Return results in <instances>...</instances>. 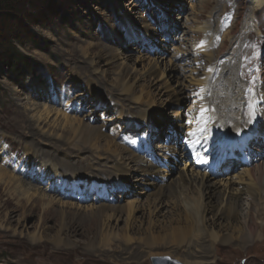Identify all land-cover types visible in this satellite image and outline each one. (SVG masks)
<instances>
[{"label": "bare ground", "instance_id": "6f19581e", "mask_svg": "<svg viewBox=\"0 0 264 264\" xmlns=\"http://www.w3.org/2000/svg\"><path fill=\"white\" fill-rule=\"evenodd\" d=\"M152 1L154 4L157 1L167 4L170 12L176 3V0ZM249 1V7L254 13L264 8V0ZM179 4L181 3L178 2L177 5ZM121 6L119 5L120 21L127 26L125 30L130 36H133L131 40L139 36L148 40L151 36H157L163 27L162 24L157 28H151L150 25L136 26L132 11L137 9V5L132 2L128 9ZM250 18L248 15L249 24L252 22ZM106 22L115 32L113 39L119 41L123 47L121 50L100 47L98 35H91L89 43L82 39L77 40L78 52L75 49L74 53H70L71 57L66 62L68 82L73 88L84 90L76 94L77 100L85 93L84 98L78 100L76 106L82 107L83 102L88 100V106H92L95 111L97 105L102 107L109 105L108 99L111 95L114 105L121 103L119 108L122 111L127 108L124 115L128 112L138 115L131 116L137 119L131 120L132 123H142L148 128L155 124L158 131L159 122H164L171 132H176L177 135L184 134L183 140L180 141L194 158H200L198 154L200 146L209 150V157L218 155L222 158L214 159L210 169L199 168L198 165H194L197 168L194 169L184 161V155L178 148V139L172 138L171 144L168 139L167 145L159 146L160 153L157 154L148 139L145 146L140 143L122 145L117 138L103 132L104 126L100 119L95 118L94 123H91L87 120L89 114L68 115L55 107L41 105L39 99L47 98L50 88L44 82L35 80L29 94L31 103L24 104L23 101L26 100L24 94L19 92L17 100L21 105H13L5 111L11 116L10 123H16L15 132L21 138H30L31 143L23 147V153L17 159H10L8 165L0 166V192L4 191L17 202L15 209L21 214L28 209L32 214H38L40 230L48 229L45 225L51 213L57 215L58 231L54 234V246L58 251L78 249L81 244H76L71 237L76 233L85 237L84 244L88 248L87 253H80L83 257L91 259L99 256L102 259L116 258L121 262L128 261V264H144V261H150L151 258L170 257L182 264H218L221 262L218 255L222 246L234 241L239 246L246 245L250 240L260 236L259 228L264 232V79L260 78L257 85L250 84V77L241 69L242 62L238 69L239 77L236 84V77L234 79L231 77L232 70L227 71L229 77L226 76L227 73L223 74V78L218 81L220 87L230 97L223 114L221 116L216 114L214 104H205L201 99L196 100L193 104L195 118L190 126L191 130L184 133V124L181 123L182 118L177 109L187 102L188 96L197 92L190 84V79L193 78V69L189 70L188 65L191 52H179L181 56L173 54L166 64L164 62L167 61V58L164 59L166 56L162 57L159 54L157 58L147 62L143 71L139 72L140 70L129 63L130 60H134V56L123 57L121 53L125 48H129L128 42L124 40L126 34L115 28L109 18ZM175 27L176 25L172 23L171 29ZM119 28L124 27L121 25ZM134 29L139 32H135ZM222 44L224 45V41ZM165 45L162 43L160 46L163 52ZM187 55H189L187 60H184L183 57ZM178 57H182L183 61L180 59L176 62ZM141 60L137 58L136 63ZM164 64L165 70L162 67ZM168 70L170 76H166L165 71ZM185 71L190 72L188 77L183 76L180 80L176 78V73L181 75ZM261 72L264 76V67L261 68ZM196 73L204 76L199 71ZM145 76L151 78L149 83H144ZM172 79L175 84L171 83ZM239 80H245L246 83L240 96L236 91ZM250 85L253 89V92L252 89L249 90L253 95V108L248 111L246 90ZM62 97L64 96L60 92L59 98ZM170 104L173 105L172 111L176 112L172 113L169 120L162 117L158 119L159 121L156 117H152L154 120L149 118L155 106L169 107ZM75 111L79 112L78 107ZM156 114L158 112L155 116ZM251 144H255L250 150L254 151L256 155L254 158L259 159L258 163L250 168L242 166L241 171L244 174L237 177L226 175L227 177L219 181L211 176L218 171H225V168L217 170L222 160L232 156L234 152L245 153V148L249 149ZM42 146H49L52 152L41 149ZM192 147L195 153L191 151ZM229 149H233L234 152L231 153ZM58 150L60 153L54 154ZM6 152L8 150L6 151L2 142L0 156ZM73 154L82 157L75 159V163L71 164ZM61 155L63 158L59 157ZM104 155L107 158L104 160L106 162L102 163L101 157ZM84 157L86 158L83 159ZM90 159L93 160L92 164H89ZM182 162L185 163V167L176 169L175 166ZM79 164L83 166L77 170ZM97 164L106 166L105 173L115 177H108L109 180H119L126 186L127 178L139 174L141 179L133 181L135 183L133 192L137 183L139 187H145L141 185V181L147 183L146 187L149 186L151 190L145 193L149 199L142 218L135 216L136 211L141 210L140 205L136 208L135 203L112 205L101 201V198L108 200V194L113 188L110 181L102 184L103 192L94 196V203L90 206H80L78 203L61 200L67 197L79 202L84 201V185H90L96 179L88 171L94 170ZM13 173L16 175L18 173L24 178ZM63 178H66V181ZM59 180H63V185L58 183ZM38 183L40 185L46 183L49 186L46 189L40 188ZM54 183L61 186L62 193L60 192L58 197L44 191L54 189ZM129 193L120 195L119 198L125 199ZM164 199L170 201L165 204ZM124 216L126 220L123 227H116ZM88 222L91 223V227L84 228L83 224ZM45 238V231H39L31 237V242L39 245Z\"/></svg>", "mask_w": 264, "mask_h": 264}, {"label": "rangeland", "instance_id": "374dc122", "mask_svg": "<svg viewBox=\"0 0 264 264\" xmlns=\"http://www.w3.org/2000/svg\"><path fill=\"white\" fill-rule=\"evenodd\" d=\"M132 2L137 5V9L132 11L134 25L139 27L150 25L151 28H157L159 24H162L163 27L159 30L157 36H151L148 40H145V37L143 39L139 36V38L131 40L133 36H130L126 31L127 26L125 27L122 21H120L119 5H122L121 7L124 9H128L131 7ZM178 2L181 4L177 5ZM249 2V0H176L172 12H170L167 9V4L159 1L154 4L152 0H25L22 3L21 9L18 10L17 17L19 18V23L17 26L14 25L15 28L11 24H5L7 26L3 28L4 25L0 23V43L5 38L10 39L12 36L19 37L21 41H17L13 46L10 45V48L7 41L6 47L11 51H20L22 56L33 64V68L16 72L15 64L13 66L7 60L0 58V145L3 142L6 151L8 150L6 154L2 153V156H0V166L8 165L10 159H17L23 153V147L31 143L30 138H21L15 132L14 124L16 123H10L11 116H8L5 111L13 105H21V102L17 100V93L19 92L24 94V98L26 99L23 101L24 104L31 103L29 94L32 82L35 80L40 81V83L44 82L50 88L51 95L49 94L48 97L46 96L47 98L39 99L38 102L41 105L55 107L68 115L82 116L89 114L87 120L91 123H94L95 118L100 119L101 124L104 126L103 132H108L110 136L117 138L122 145L143 143L139 139L144 136V133L147 134L146 141L148 139L150 145H152L151 142L153 140L152 146L156 154L160 153L159 146H164L165 138L170 140V144L172 138L178 139L179 146L182 145L180 140H183L184 134L177 135L176 132L169 134L171 129L167 128L164 122H159L158 127L160 128L158 131L155 124L151 128H148L142 123H132L131 120L137 121V119L131 116L138 115L133 112H128L124 115L127 108H124L122 111L119 108L121 103L120 105H114L115 102H113L111 95L108 99V101L110 100V103L108 102L109 105L106 104L104 107L97 105L95 111H93L92 106H88V100L83 102L82 107L81 105L76 106L77 101L84 98L83 95L85 93L77 100L76 94L84 92V90L82 88H73L70 82H68L69 73L66 62L71 57L70 53H74L75 49L78 52L79 45L77 40L82 39L85 42L88 41L86 43H89L91 35L99 36L100 47H112L121 50L122 44L113 39L115 32L110 29L106 22L108 18L115 28H118L124 35L126 34L124 40L128 42L129 48H125L121 53L123 57H127V55L134 56V60H130L129 63L140 70L139 72L143 71L147 62L157 58L156 56L159 54L162 57L166 56L164 57V59L167 58V61L164 60L166 64L173 54L181 56L179 52H191L190 56L187 55L183 58L184 60H187L188 56L190 58V64H188L189 70L193 69V78L190 79V84H192L193 89L197 92L195 95L188 96L187 102L178 107L177 110L180 112L179 114L182 118L181 123H189L190 109H194L193 104L199 99L205 104H214L216 114L221 116L224 107L230 100L228 94L218 84V81L223 78V74H226L231 69V77L232 79L236 77V84L241 62L243 63L241 69L247 72L251 71L253 66L260 61L262 66L260 67L259 78L255 82V85H257L260 78L264 79L261 72V68L264 67V8L254 13L249 7ZM28 3L32 4L33 7L30 12L24 7ZM248 15L251 17V24L248 23ZM44 17L48 20L44 24L34 25L32 23L35 21L41 22ZM172 23L176 25L175 29H171ZM121 25L124 28H119ZM134 31L139 32L137 29H134ZM154 37L157 39H154ZM200 41L202 45L209 44L208 48L201 47V51L198 50L196 45ZM223 41L224 45L222 44ZM162 43L166 44L164 46L165 52L160 47ZM3 53H5V50ZM137 58L142 60L136 63ZM180 59L182 60V57H178L176 62L180 61ZM203 63H205L204 66L206 67L203 66ZM165 64L162 65L164 70ZM196 71L204 74V76L199 75ZM165 72L166 76L171 75L169 70ZM242 73L240 74L241 76ZM189 74L190 72L188 71L183 72L181 75L176 73V78L180 80L183 79V76L188 77ZM226 76L229 77V72ZM144 81V83H149L151 78L145 76ZM171 83L175 84L173 79ZM245 84V80L238 81V89L236 91L239 96L242 94ZM58 92H61L64 97L59 98ZM68 98L75 100H66ZM77 107L79 112L75 111ZM172 107L173 105L171 104L169 107L155 106V109L151 110L152 113H150L149 118L154 120L153 118L156 117L158 120L162 117V119L169 120L173 115L172 113L176 112L172 111ZM156 112H158L157 116H155ZM110 119H112L111 122L109 121ZM5 121L9 124L7 125ZM24 129H26V125ZM190 130L191 127L188 126L184 130V133ZM164 132L167 133V136H165ZM254 145L251 144L249 149L255 147ZM179 146L180 152L184 155V161L194 169H197L193 163L191 164L189 157L186 156L183 150L184 145L183 147ZM41 149L52 152L49 146H42ZM229 151L231 153L234 152L233 149H229ZM59 153L58 150L54 154ZM75 155H72L71 164H74V161L82 157L81 155ZM59 157L63 158L62 155ZM106 158L107 156L105 155L101 157V162H106L104 161ZM92 162L93 160L90 159L89 164H92ZM83 164L77 165L76 169L80 170ZM175 167L176 169L177 167L178 169H183L185 163L182 162ZM242 168V166L236 169L232 167V170L228 174L215 176L216 173H214L211 176L219 181L221 178L227 177L226 175L237 177L239 174H244L241 171ZM106 169V166L103 164H97L94 170L88 171L96 179L94 183L84 185V201L79 202L74 198L70 199L67 197L65 199L61 198V200L68 203H78L80 206H90L94 203V196L103 192L102 184L110 181L113 188L108 194V200L101 198V201L112 205L135 203L136 208L137 205H140L141 210L136 211L135 216L142 218L146 211V202L149 199L145 193L150 191L151 188L149 186L146 187L147 183L145 181H141V185L145 187H139V183H137L134 193L133 185L135 183L133 181L141 179L139 174H134L127 178L126 183L128 185L126 186L122 185L119 180H109L108 177L111 176L105 173L104 170ZM171 169H174V167H171ZM27 174L29 175L30 173L27 172ZM13 175L22 179L24 178L19 176L18 173L17 175L13 173ZM28 175L27 177H29ZM63 180L66 181V178H63ZM63 180H59L58 183L63 185ZM52 181L53 179L50 180V182ZM53 185L56 186L55 183ZM48 186L49 184L46 183L39 184V187L44 189L48 188ZM54 186V189L44 191L47 194L58 197L62 191L61 186ZM143 188H145L144 191L142 190ZM128 192L130 193L125 199L119 198L120 195ZM169 201V199L163 200L165 204ZM16 203L7 193L4 191L0 192V264H92L93 261V264H96L98 261L100 263L98 262L97 264H128V261L122 260L121 262L119 259V261L116 260V258L102 259L99 256H94L91 259L83 257L81 253H87L88 248L84 244L85 237L82 234L73 233L71 235L72 240L76 244H81L78 249L56 250V246H54V234L58 231L56 224L57 215L51 213L45 225L48 229L40 230L38 222L40 216L32 214L29 209L21 214L15 209ZM124 220H126L125 216L116 224V227H123ZM90 224L88 222L83 224V226L84 228H89ZM258 230H260V236L250 240L246 245L242 244L239 246L234 241L222 246L218 255V260L220 259L221 262L218 264H264V232L261 231V228ZM39 231H45L46 238L41 244L34 245L31 242V237ZM164 258L175 261L170 257ZM153 259L157 258H151V262L146 260L144 264H153Z\"/></svg>", "mask_w": 264, "mask_h": 264}, {"label": "trees", "instance_id": "16d2710c", "mask_svg": "<svg viewBox=\"0 0 264 264\" xmlns=\"http://www.w3.org/2000/svg\"><path fill=\"white\" fill-rule=\"evenodd\" d=\"M25 0H0V23L5 28L7 25L11 24V26H14L19 23L18 10L21 9L22 3ZM25 8H27L28 12H30L33 7L32 4H25ZM11 9V10H10ZM46 17V16H45ZM45 17L39 21L32 22L34 25H42L45 21H48L45 19ZM31 19V18H30ZM33 19V18H32ZM32 21V20H31ZM21 22V21H20ZM7 24V25H5ZM15 28V26H14ZM1 31V30H0ZM3 42L0 43V58L7 60L11 65H16V72L19 70H28L29 68H33V64L30 63V61L25 59V57L22 56L20 51L14 50H8L6 47V42L8 41V46L10 48V45H14V43H17V41H21L19 37L12 36L10 39H2ZM5 50V53L3 51ZM33 72V71H32Z\"/></svg>", "mask_w": 264, "mask_h": 264}, {"label": "water", "instance_id": "95a60500", "mask_svg": "<svg viewBox=\"0 0 264 264\" xmlns=\"http://www.w3.org/2000/svg\"><path fill=\"white\" fill-rule=\"evenodd\" d=\"M153 264H179L176 261H172L169 258H157L153 259Z\"/></svg>", "mask_w": 264, "mask_h": 264}]
</instances>
